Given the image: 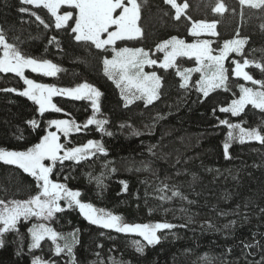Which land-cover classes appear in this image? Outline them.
<instances>
[{
    "label": "trees",
    "instance_id": "trees-1",
    "mask_svg": "<svg viewBox=\"0 0 264 264\" xmlns=\"http://www.w3.org/2000/svg\"><path fill=\"white\" fill-rule=\"evenodd\" d=\"M178 1L186 2L188 7L176 20L174 8L165 0H137L143 35L129 41V45L153 51L173 36L191 41V21L202 20L216 22L217 35L211 39L213 50L219 51L226 40L237 37L238 31L239 37H248V43L243 56L231 53L226 58L228 90L218 88L205 97L193 82L181 88L174 67H159L160 98L152 105L142 100L126 105L103 72V58L108 51L76 42L70 30L56 29L54 17L42 6L0 0V28L8 42L22 54L51 61L59 69L55 76L27 71L31 79L66 89L84 83L93 86L101 93L96 120L106 121L102 128L96 124L85 127L93 109L91 100L67 95L54 97L61 112L48 110L41 114L38 104L19 95L24 89L21 79L0 72V148L26 150L45 134L48 120L72 117L83 126L71 132L65 143L98 141L105 152L79 162L66 160L59 175L58 168H54L52 177L70 190L80 191L81 201L118 215L126 223L167 222L176 226L158 231L160 242H146L143 252H138L132 244L138 234L118 233L93 224L78 207L67 208L62 200L64 211L52 216V226L61 233L77 230L78 242L73 261L66 254L46 252L55 264H207L200 259L205 254L211 264H252L264 255V144L234 139L226 158L224 143L230 129L220 123L227 120L248 129L264 125V112L251 105L238 116L220 111L239 95L240 84L259 87L236 77L232 70L233 60L243 63L247 58L264 63V8L242 6L239 0ZM218 2L226 7L223 13L213 11ZM21 7L36 12L50 26L45 28L35 16L21 13ZM53 36L59 40L58 45L49 44ZM175 65L192 67L195 59L180 56ZM245 70L254 79H264V73L254 65ZM13 88L17 91H3ZM31 120L37 127L27 123ZM261 131L264 133V127ZM122 181L127 182L126 190ZM164 185L168 187L161 191ZM173 191L182 196H173ZM37 192V182L30 174L0 161V199L24 200ZM162 196L165 199H160ZM27 226V222H20L18 231L0 236V264H31L35 256L44 255L43 244L30 248ZM245 244L254 247L245 248Z\"/></svg>",
    "mask_w": 264,
    "mask_h": 264
},
{
    "label": "snow or ice",
    "instance_id": "snow-or-ice-1",
    "mask_svg": "<svg viewBox=\"0 0 264 264\" xmlns=\"http://www.w3.org/2000/svg\"><path fill=\"white\" fill-rule=\"evenodd\" d=\"M22 4L34 5L36 8L41 6L47 9L52 17L55 18L54 26L56 29L70 30L72 38L76 42H85L94 45L96 49H105L112 46L114 55L111 59L103 58L104 72L116 82L117 87L121 88V95L124 97L127 104H131L133 100H143L146 105H152L154 101L160 98L161 77L156 72L146 73L144 66L156 65L158 61L150 58L149 51L143 48H116L117 41H131L143 35L141 27L138 26L140 20V4L137 0H21ZM165 3L170 4L175 9V19L179 20L183 14V10L188 7L185 2L183 5L178 4L177 0H165ZM240 5L250 8H264V0H239ZM68 6L71 10L64 11L60 14L63 6ZM21 13H29L35 16L45 28L50 25L37 15L36 12L29 8L21 7ZM213 11L223 13L226 7L222 2H218ZM190 20L191 18L188 17ZM216 22L194 21L192 22L191 34L200 36L202 32H209L212 35H217L215 32ZM237 37L239 32L237 31ZM59 44L57 37L53 36L49 40V44ZM248 43V37L235 38L224 42L223 48L219 50L218 55H213V50L210 47L209 41H198L188 44L184 40L175 36L168 40H164L156 45L157 51L164 52L163 61L159 62L160 67L167 70L173 67L176 57H195L197 67L186 69L184 72L177 70V74L183 79L180 84L181 88H186L191 72L201 73V78L196 82L198 90L207 97L210 91L218 88H227L228 69L224 66L225 58L229 53H236L243 56L244 46ZM0 48L3 50V55L0 56V72L15 73L23 78L24 83L28 85L26 89L19 92V95L28 97L39 105V112L44 114L47 108H52L56 112H61L52 103L51 98L57 93H62L68 96H73L75 99L86 97L92 101L94 111H99L97 99L101 96L99 90L93 86L84 83L76 86L74 89H57L54 86L37 84L33 80L24 76V69L30 68L32 72L43 71L44 75L55 76L59 70L57 66L48 60L39 61L35 58L28 57L12 43L8 42L6 34L0 28ZM235 67L232 72L236 77H242L244 81H250L253 85L259 87H246L240 84V95L233 99L229 107H222L220 111L231 112L233 116H238L245 111L246 106L251 105L255 109L264 112V79L257 80L245 69L250 65H254L264 73V63L250 61L243 58V63L239 60H233ZM3 91L16 92V89H3ZM215 111V110H214ZM33 128L37 127L36 121L27 122ZM49 125H55L59 132L65 136L75 128L80 129V125L75 121L69 120H50ZM106 121L90 118L87 120V125L96 124L98 127L103 126ZM221 124H226L230 131L228 138L224 143L225 157L228 156L229 144L234 139H239L241 143L245 140L259 141L264 144V133L261 127L248 129L240 124H230L227 120L220 121ZM238 130V132H236ZM234 132L236 134L234 135ZM111 135V133H108ZM139 135V132L135 133ZM22 138V137H21ZM60 137L57 132H48L38 143L24 151L5 150L0 148V161L16 165L25 173L30 174L37 182L38 192L31 196L28 200H12L5 201L0 199V236L9 231H18L17 224L21 218L27 220L30 217L51 218L55 213L64 211L60 201H66L67 208L74 206L78 207L86 218L93 224H99L106 229H113L118 233L138 234L149 245H154L160 242L161 237L157 235L158 231L171 230L175 225L167 222H157L155 224H130L123 221V218L114 215L104 210H97L90 203L81 202L78 197L81 196L80 191L70 190L65 184L53 182L50 179V174L53 173V168L59 162L63 164L66 160L79 162L94 156L96 153H104L103 145L98 141L89 140L82 146L73 148H65V145L59 142ZM155 147V146H153ZM63 155H60L61 150ZM151 151V148L149 149ZM45 161H51L50 165H46ZM115 171V169H112ZM100 183L99 178H96ZM125 190L127 182H123ZM160 189L164 191L167 188ZM173 196H182L179 191H173ZM185 198V197H182ZM165 199V197H160ZM264 212V209H261ZM99 213V214H98ZM233 224L235 221L232 222ZM229 227V225H225ZM32 237L30 248H40L41 241L45 236H48L55 244V253L59 255L67 249V252L72 255V245L76 243L74 234L72 242L65 240L63 247L57 243L59 239H65L61 234L54 231L52 228L44 224H35L28 229ZM138 252H143V245L140 241H133ZM3 245V240L0 239V246ZM259 246V245H256ZM245 248H252L254 245L245 244ZM230 251V249H229ZM264 251V248H262ZM201 261H206L211 264L210 258L205 256L200 258ZM246 259V258H245ZM33 264H55L48 262L42 258H34ZM114 264H120L115 262ZM252 264H264V255H261L259 261H254Z\"/></svg>",
    "mask_w": 264,
    "mask_h": 264
},
{
    "label": "rangeland",
    "instance_id": "rangeland-1",
    "mask_svg": "<svg viewBox=\"0 0 264 264\" xmlns=\"http://www.w3.org/2000/svg\"><path fill=\"white\" fill-rule=\"evenodd\" d=\"M177 3L178 4H181V5H183L184 3H180L178 0H177ZM71 9L68 7V6H63L62 7V9H61V12H60V14H62L64 11H70ZM175 10V9H174ZM185 10L186 9H184L183 10V14L182 15H185ZM181 15V16H182ZM54 21H55V18H54ZM200 21V20H199ZM202 21V20H201ZM192 22H194V21H191V24H190V28H189V33H190V35H192L191 34V28H192ZM205 22H209V23H211V22H215V21H205ZM138 23V22H137ZM138 26H139V23H138ZM215 32H216V28H215ZM193 36V35H192ZM212 36H214V35H212L211 33H209V32H207V31H205V32H202L201 34H200V36H193V39L191 40V41H186V40H184V39H182V38H180V37H177V38H179V39H182V40H184L186 43H188V44H192V43H196V42H198V41H209L210 42V47H211V49L213 50V48H212V39H211V37ZM176 37V36H175ZM171 38V37H170ZM170 38H168V39H170ZM236 38H241V37H236ZM168 39H166V40H168ZM233 39H235V38H233ZM229 40H231V39H229ZM164 41V40H163ZM227 41V40H226ZM162 42V41H161ZM223 45H224V43H223ZM223 45H222V47L221 48H223ZM115 47L116 48H122V47H128V48H140V47H133V46H131V45H129V41H117V43H116V45H115ZM102 50H105V49H102ZM106 51H108L109 52V55L108 56H106V57H108L109 59H111L112 58V56L114 55V53H113V51H112V46H108L107 48H106ZM146 51H149V50H146ZM149 53H150V58L151 59H156L157 61H158V63L156 64V65H145L144 66V71L146 72V73H151V72H156L157 73V75L159 76V74H158V71H157V69L160 67V63L159 62H161V61H163V58H164V55H165V53L164 52H161V51H157V49L155 48L153 51H149ZM157 53H159V56L160 57H157ZM219 54V51H214L213 50V55H218ZM229 54H231V53H229ZM228 54V55H229ZM2 55H3V50H2ZM1 55V56H2ZM183 57H185V56H183ZM228 57V56H227ZM226 57V58H227ZM178 57H176V59H177ZM186 58H193V59H195V57H186ZM226 58H225V61H226ZM176 59H175V61H174V65H173V67L175 68V71H176V73H177V70H179L180 72H184V70H186V69H193V68H195V67H197L198 65H197V62H196V59H195V65H193L192 67H177L176 65H175V63H176ZM225 61H224V66H225ZM226 68V67H225ZM27 71H30V72H32L31 71V69L30 68H25L24 69V76L26 77V78H28V79H31V77L29 76V74L27 73ZM103 72H104V65H103ZM34 73H39V74H43V71H41V72H34ZM14 76H18V75H16L15 73H12ZM104 74H105V72H104ZM106 75V74H105ZM178 75V74H177ZM47 76V75H46ZM179 77H180V79H181V83L183 82V79H182V77L180 76V75H178ZM20 79H21V81L24 83V80H23V78H21L20 76H18ZM106 77L109 79V77L106 75ZM200 78H201V73H198V72H191L190 74H189V81H188V85H190L192 82L194 83V85L196 86V88L198 89V85L196 84V82L197 81H199L200 80ZM31 80H33V79H31ZM112 82H113V84H114V86L116 87V89H117V91H118V94L120 95V97L123 99V101H124V103L126 104V101H125V99H124V97L121 95V88H119V87H117V85H116V82L114 81V80H112V79H110ZM34 81V80H33ZM35 83H37V84H43V83H40V82H37V81H34ZM44 85H47V84H44ZM187 85V86H188ZM49 86H54L55 88H57V89H66V88H61V87H59V86H55V85H49ZM28 87V85H26L25 83H24V89H26ZM246 87H248V86H246ZM75 88V87H74ZM74 88H72V89H74ZM23 89V90H24ZM215 90V89H214ZM213 91V90H212ZM212 91H210V92H212ZM203 94V93H202ZM239 95H240V93H239ZM239 95H237L234 99H236V98H238L239 97ZM57 96H60V97H63V96H66L65 94H62V93H57L56 95H53L52 96V98H51V101H52V103L53 104H55L56 106H57V104H56V101H54V97H57ZM68 96V95H67ZM59 97V98H60ZM84 98H86V97H84ZM88 99V98H87ZM90 100V99H89ZM98 100H99V98L97 99V103H98ZM233 100V99H232ZM231 100V101H232ZM134 101H138V100H133V102ZM143 101V100H142ZM92 102V101H91ZM230 104H231V102L228 104V105H226V106H223V107H229L230 106ZM91 105H92V103H91ZM38 107H39V105H38ZM58 107V106H57ZM93 108V107H92ZM48 110H54V109H52V108H47V110L46 111H48ZM97 115V113H96V111H94V109H92V113H91V115L88 117V119H90V118H93V119H96V116ZM96 116V117H95ZM54 119H57V120H60V119H63V120H69V121H75V119L74 118H72V117H68V116H64V117H58V118H54ZM87 119V120H88ZM50 120H53V119H50ZM50 120H48V122L50 121ZM87 120L85 121V123L83 124V125H86L87 124ZM75 123L76 124H78V125H80V129H81V126H83L82 125V123L80 124V123H78V122H76L75 121ZM74 131H77V130H75V128H73V130L72 131H70L66 136L62 133V132H59L58 130H57V128H56V126L55 125H49V123H47V128H46V131H45V134L44 135H46L48 132H57V135L60 137V139H59V142L61 143V144H63V145H65V148H73V147H77V146H82V145H84V144H86L88 141H86V142H84V143H78V144H75V145H70L69 143L67 144V143H65V141L67 140V138H68V136H69V134L71 133V132H74ZM43 135V136H44ZM42 136V137H43ZM41 137V138H42ZM40 141V140H39ZM38 141V142H39ZM37 142V143H38ZM35 145V144H34ZM32 147V146H31ZM22 151H24V150H22ZM63 149L61 150V152H60V155H63ZM75 162V161H74ZM64 163V162H63ZM45 164L46 165H50L51 164V161H45ZM55 167H57L58 169H57V174L56 175H59V173L61 172V170L64 168V164H60L59 162L55 165ZM54 167V168H55ZM54 168H53V171H54ZM50 179L53 181V182H58V183H61L60 181H58V180H55L53 177H52V174H50ZM30 197H28V198H26V199H24V200H28ZM78 199H79V197H78ZM12 200H20V201H24V200H22V199H8V200H6V201H12ZM62 201V200H61ZM61 201H60V205H61V207H62V203H61ZM81 202H83V201H81ZM83 203H85V202H83ZM80 210V209H79ZM83 214V213H82ZM99 214V213H98ZM85 216V215H84ZM86 217V216H85ZM51 219H52V217L51 218H48V219H45L44 217H30L29 219H27V220H25V219H23V218H21L20 219V221L18 222V223H20V222H27L28 223V226H27V228L29 229V228H31L33 225H35V224H44V225H46L47 227H50V228H52L54 231H56L57 233H59V234H61L65 239H59L58 241H57V243H59L62 247H63V245H64V243H65V240H67L69 243H71L72 242V239H73V236L72 235H70V234H74V236H75V240H76V243L78 242V231L76 230H74V231H70V232H66V233H61V232H59V231H57L53 226H52V222H51ZM29 235H30V237H31V234L29 233ZM140 241V243L143 245V247H144V245H145V243H146V241H144L143 240V238L142 237H140L139 235L137 236V237H134L133 238V240H132V244H133V241ZM31 243H32V237H31ZM30 243V244H31ZM76 243L75 244H73L72 245V247H73V253H72V255H70L68 252H67V249H65V251L64 252H62V253H60V254H66L68 257H69V259L71 260V261H73L74 260V257H75V254H74V246L76 245ZM42 244H43V247L45 248V252H44V255H41V256H35L34 258H37V257H39V258H42V260H44V261H48V262H51V260L49 259V257H46L45 256V253L46 252H49L50 250H51V252L52 253H54V254H56L55 253V244L51 241V239L48 237V236H45V238H44V240H42L41 241V246H42ZM133 246H134V244H133ZM135 247V246H134ZM136 248V247H135ZM33 258V259H34ZM33 259H32V261H31V264H33Z\"/></svg>",
    "mask_w": 264,
    "mask_h": 264
}]
</instances>
